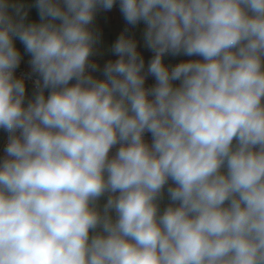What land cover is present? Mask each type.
<instances>
[{"label":"clouds","instance_id":"obj_1","mask_svg":"<svg viewBox=\"0 0 264 264\" xmlns=\"http://www.w3.org/2000/svg\"><path fill=\"white\" fill-rule=\"evenodd\" d=\"M117 3L147 64L93 59ZM34 6L0 0V264H264V0Z\"/></svg>","mask_w":264,"mask_h":264},{"label":"crops","instance_id":"obj_2","mask_svg":"<svg viewBox=\"0 0 264 264\" xmlns=\"http://www.w3.org/2000/svg\"><path fill=\"white\" fill-rule=\"evenodd\" d=\"M18 2L25 5L26 10L28 11V21L39 22L38 10L34 6L35 0H18ZM93 27L100 32V41L96 45L97 55L93 58L97 59L101 67L109 59H116L115 55L111 51L112 44L115 42L117 37L124 31L125 28H128L127 35L131 36L137 41L138 51L144 56L147 57L148 50L144 47L143 42V30L145 25L141 22L139 25L132 27L127 25L122 14L119 10V5H115L111 11L98 12ZM17 47L21 50L22 58L25 60L26 69L30 72V66L28 61L30 56L23 52V46L20 42L16 41ZM150 86L154 83L153 78L150 77ZM106 198H102L101 204L104 203ZM167 194L165 193V198L161 202V208L168 203Z\"/></svg>","mask_w":264,"mask_h":264},{"label":"built area","instance_id":"obj_3","mask_svg":"<svg viewBox=\"0 0 264 264\" xmlns=\"http://www.w3.org/2000/svg\"><path fill=\"white\" fill-rule=\"evenodd\" d=\"M147 56H151V53L149 51L147 52ZM93 59L98 62L97 59H95V58H93ZM29 74H30V72L26 69L25 60L22 58L21 64L17 68L15 75L17 77H24L25 78V83L34 85V80H35L36 77L32 76L31 78H28ZM149 81H150V77L146 80V86H150V82ZM146 139L150 140V135H146ZM7 140H8V138L6 139V141L3 143V145L0 148V158H2L3 155H4V148L6 147Z\"/></svg>","mask_w":264,"mask_h":264},{"label":"water","instance_id":"obj_4","mask_svg":"<svg viewBox=\"0 0 264 264\" xmlns=\"http://www.w3.org/2000/svg\"><path fill=\"white\" fill-rule=\"evenodd\" d=\"M150 57L151 56L144 57L146 64H147L148 59H150ZM183 59H189V57H176V58L168 57V58H166L165 63H167L169 65H174V64L178 63L180 60H183ZM94 75H97L98 78L103 79V77L99 76L98 73H96ZM25 86H26L27 98L30 99L32 97V95H33V92H34V85L25 83ZM47 94L48 93H47V90H46L45 91V95H47ZM7 138H8V134L6 132L0 130V148L3 145V143L6 141Z\"/></svg>","mask_w":264,"mask_h":264}]
</instances>
